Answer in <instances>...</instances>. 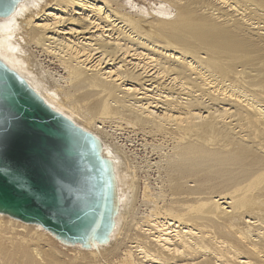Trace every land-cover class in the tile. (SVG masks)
<instances>
[{"label": "bare ground", "instance_id": "bare-ground-1", "mask_svg": "<svg viewBox=\"0 0 264 264\" xmlns=\"http://www.w3.org/2000/svg\"><path fill=\"white\" fill-rule=\"evenodd\" d=\"M149 1L24 0L0 18V60L99 139L118 198L89 248L0 214V264H264V0ZM109 116L163 149L138 206L139 168L97 125Z\"/></svg>", "mask_w": 264, "mask_h": 264}, {"label": "water", "instance_id": "water-1", "mask_svg": "<svg viewBox=\"0 0 264 264\" xmlns=\"http://www.w3.org/2000/svg\"><path fill=\"white\" fill-rule=\"evenodd\" d=\"M24 0H0V18H7ZM20 120L52 129L55 145L24 134L17 147L0 159V214L28 224H38L65 243L89 248L105 243L117 214L118 198L112 163L101 155L93 134L54 111L29 84L0 60V137ZM52 152L51 166L46 153ZM47 168L50 180L42 179ZM31 185L32 193L13 185ZM55 185V198L51 186ZM71 209V213L57 211Z\"/></svg>", "mask_w": 264, "mask_h": 264}, {"label": "rangeland", "instance_id": "rangeland-1", "mask_svg": "<svg viewBox=\"0 0 264 264\" xmlns=\"http://www.w3.org/2000/svg\"><path fill=\"white\" fill-rule=\"evenodd\" d=\"M128 1H130L133 6L140 8L143 11H146L147 9L148 12H150V10H153L152 12H154L156 7L158 6L154 5V2H148V0H142L143 2H141L140 0H127V2ZM150 2L151 4H149ZM145 6L146 8H144ZM31 57L35 61L36 65H38V67L46 73V79L48 81H50L55 86H59L60 88H62V90H65L66 83L60 78L63 76L60 72V69H56L57 67L55 66V60H53L51 57H47L42 53L36 52L35 50L31 52ZM78 104L79 103L75 101L74 105L71 106H77ZM112 119L113 117L109 116V119L105 123L97 125H100V127H102V129L106 132V138L104 137V140H107L104 142L109 143V146L108 144H106V146L112 148L115 152H118L120 154L122 153L121 156H124L125 159H127V161L136 168V171L137 168H139L136 172V175H133L135 182H137L138 188V206V204H140L143 200L142 192L144 186L149 187L150 191H154L157 190L161 184L163 175H158V173H162V168L161 170L159 169L162 166L157 167L154 165V163L158 162L159 159L162 158L160 153H162L161 151H163V149H155L154 144L156 143L153 140H150V138L148 137H143V135H140V133L137 134V131L135 134V131L126 126L125 124H117ZM126 186L127 188L129 187V185H125V188ZM123 191H125L124 186Z\"/></svg>", "mask_w": 264, "mask_h": 264}, {"label": "snow or ice", "instance_id": "snow-or-ice-1", "mask_svg": "<svg viewBox=\"0 0 264 264\" xmlns=\"http://www.w3.org/2000/svg\"><path fill=\"white\" fill-rule=\"evenodd\" d=\"M24 134H31L33 137L36 138H42L44 140L50 141L53 146L55 145L56 141L52 137V129H45L38 123H32L31 125H24L22 121L16 120L13 122V128L12 130L4 137H0V159H3L10 151H12L15 147L18 146L22 135ZM51 160H52V152L48 151L46 153V160L45 162L51 166ZM42 179L46 178L48 180L51 179V177L47 174V168L43 169V172L41 173ZM16 185H19L20 188H25L26 191L24 192H15V195H28V193H32V197L34 198L36 196L35 192H32V186L31 185H25L20 184V182L17 180L15 181L13 187L15 188ZM52 191V197L55 198L56 194V188L53 184L51 186ZM0 198H2V195H0ZM57 211H63L68 214L71 213V209H61L59 206H57Z\"/></svg>", "mask_w": 264, "mask_h": 264}]
</instances>
